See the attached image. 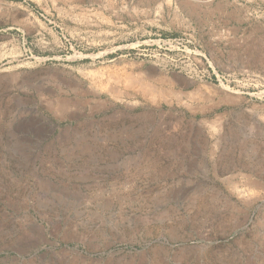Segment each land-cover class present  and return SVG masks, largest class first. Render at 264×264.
Listing matches in <instances>:
<instances>
[{"label":"rangeland","instance_id":"1","mask_svg":"<svg viewBox=\"0 0 264 264\" xmlns=\"http://www.w3.org/2000/svg\"><path fill=\"white\" fill-rule=\"evenodd\" d=\"M0 264H264V0H0Z\"/></svg>","mask_w":264,"mask_h":264}]
</instances>
